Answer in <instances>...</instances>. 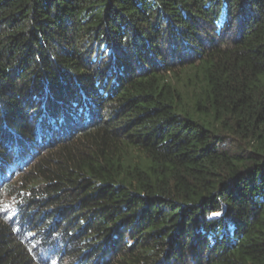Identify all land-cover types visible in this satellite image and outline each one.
<instances>
[{"label": "trees", "instance_id": "trees-1", "mask_svg": "<svg viewBox=\"0 0 264 264\" xmlns=\"http://www.w3.org/2000/svg\"><path fill=\"white\" fill-rule=\"evenodd\" d=\"M0 264H264V0H0Z\"/></svg>", "mask_w": 264, "mask_h": 264}]
</instances>
